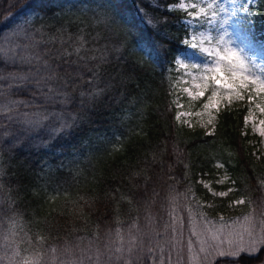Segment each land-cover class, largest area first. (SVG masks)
Wrapping results in <instances>:
<instances>
[{
    "label": "trees",
    "instance_id": "obj_1",
    "mask_svg": "<svg viewBox=\"0 0 264 264\" xmlns=\"http://www.w3.org/2000/svg\"><path fill=\"white\" fill-rule=\"evenodd\" d=\"M176 1L0 0V67L34 50L43 55L48 45L34 49L37 29L56 35L69 20L82 25L78 39L84 44V59L66 58L77 61L76 70L58 72L52 85L67 83L71 101L46 106L62 111L70 125L62 134L50 130V121L21 130L41 105L20 107L28 113L20 123L14 113L0 114V125L20 137H5L0 150V241L16 245L0 246L1 261L79 264L131 226L162 221L173 205L188 202V194L209 197L197 177L215 164L248 210L263 207L264 156L256 158L247 144L244 108L219 109L211 133L175 118L167 74L187 34L184 11L167 10ZM248 12L251 30L264 37V0H254ZM86 19L93 28L106 24L119 45L95 40ZM211 264H264V247Z\"/></svg>",
    "mask_w": 264,
    "mask_h": 264
},
{
    "label": "rangeland",
    "instance_id": "obj_2",
    "mask_svg": "<svg viewBox=\"0 0 264 264\" xmlns=\"http://www.w3.org/2000/svg\"><path fill=\"white\" fill-rule=\"evenodd\" d=\"M253 1L179 0L171 6L180 9L186 4H196L193 11L201 19L190 21L186 14L182 19L187 28L184 39H189V43H197L198 48H223L219 38L227 33V46L242 53L253 73L264 75V37L262 31L251 30L252 19L248 12ZM210 16L213 17L211 21L207 19ZM176 58L202 66L211 63L208 57L186 44L174 60ZM190 72L191 68H176L174 61L168 69L177 122L211 133L219 109L243 107V129L249 137L247 144L256 158L264 156V136L260 135L264 113L259 111L264 107V94H257L251 102L247 97L231 102L222 99L219 109L211 110L213 123L209 125V111L203 108V103L207 102L211 89L205 97H196L193 77L185 74ZM186 88L193 95H189ZM197 182L209 197L188 194V202L173 205L162 221L148 218L131 226L122 237L113 239L105 251L87 255L79 264H211L214 258L221 257V251L247 250L252 240L264 237V205L255 211L248 210L242 196L233 193L232 181L220 164H215L211 172L198 175ZM0 246L9 250L16 247L7 240L0 241ZM261 247L264 246L257 245V250ZM0 264L6 263L0 259Z\"/></svg>",
    "mask_w": 264,
    "mask_h": 264
},
{
    "label": "snow or ice",
    "instance_id": "obj_3",
    "mask_svg": "<svg viewBox=\"0 0 264 264\" xmlns=\"http://www.w3.org/2000/svg\"><path fill=\"white\" fill-rule=\"evenodd\" d=\"M195 8L196 4L192 3L177 10L184 11L190 21H198L201 17L193 11ZM167 10L172 11L173 6H168ZM212 18L211 16L207 17L209 21ZM86 22L90 34H96L95 40L119 45L120 40L108 30L106 24L93 28L90 20L86 19ZM164 22L166 23V21ZM148 23L151 24L152 21L149 20ZM59 29L58 34L48 37H45L44 32L40 29H37L39 39L36 40L34 49L42 44L48 45L43 55L40 51L34 50L32 54L21 57L19 61L4 62L3 66L0 67V114L14 113L16 122L20 123V117H28L27 111H18L20 107L27 110L37 108L38 105L43 106L33 112L31 118L23 120L22 123L29 127L21 129L22 131L31 132L42 128L45 126L44 121H50V130L57 134H62L64 129L70 127L62 111H49L46 106L55 103L65 105L71 101V94L66 91L67 83L62 88H56L52 85L57 80L58 72L76 70L72 66L77 61L68 60L67 57L76 54L79 59H84V57L79 56L81 48L84 47L83 41L78 39L82 25L79 23L73 25L69 20L67 26L60 23ZM69 29H75V33L66 35ZM52 31L55 33L56 28L54 27ZM226 36L227 33L219 38L224 47L214 49L198 48L197 43H189V39L182 38V43L192 49H197L201 54L208 57L211 60L210 64L202 66L196 63H186L179 58L174 60L176 68L192 69V72L185 74L193 77L194 95L196 97H205L206 92L211 89L210 95L206 97L207 102L203 103V108L209 111V119L207 120L209 125L213 123L211 110H218L222 99L231 102L233 100L243 101L247 97L248 101L251 102L257 94H264V75L255 74L251 71L242 53L227 46ZM111 51L119 52V48L114 47ZM185 91L189 95H193L190 89L186 88ZM25 94L30 97L28 100L12 99L15 95ZM80 95L83 96L84 93L81 92ZM259 111L264 113V107H260ZM9 120L12 122V115L9 116ZM260 125V135L264 136V120L260 121ZM5 137H13L15 141L20 139L8 128L0 125V150H2ZM219 195H225V193H219ZM249 234H251V230H249ZM257 245L264 246V237L252 240L247 250L239 248L233 249L231 252L221 251L220 256L238 258L240 254H252L257 250Z\"/></svg>",
    "mask_w": 264,
    "mask_h": 264
}]
</instances>
